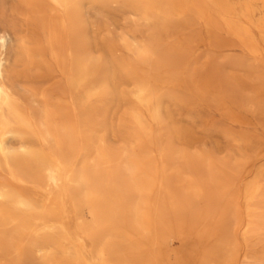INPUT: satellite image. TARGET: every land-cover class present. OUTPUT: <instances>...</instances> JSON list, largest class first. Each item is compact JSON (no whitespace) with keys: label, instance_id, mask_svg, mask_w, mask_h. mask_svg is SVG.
Wrapping results in <instances>:
<instances>
[{"label":"rangeland","instance_id":"obj_1","mask_svg":"<svg viewBox=\"0 0 264 264\" xmlns=\"http://www.w3.org/2000/svg\"><path fill=\"white\" fill-rule=\"evenodd\" d=\"M0 264H264V0H0Z\"/></svg>","mask_w":264,"mask_h":264},{"label":"bare ground","instance_id":"obj_2","mask_svg":"<svg viewBox=\"0 0 264 264\" xmlns=\"http://www.w3.org/2000/svg\"><path fill=\"white\" fill-rule=\"evenodd\" d=\"M60 0H53V2L54 3H58ZM0 42H1V44L3 45V47L5 46V43H6V41H5V39L4 38H1L0 39Z\"/></svg>","mask_w":264,"mask_h":264}]
</instances>
